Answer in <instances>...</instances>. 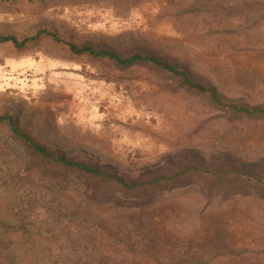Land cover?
I'll return each instance as SVG.
<instances>
[{"label": "rangeland", "instance_id": "374dc122", "mask_svg": "<svg viewBox=\"0 0 264 264\" xmlns=\"http://www.w3.org/2000/svg\"><path fill=\"white\" fill-rule=\"evenodd\" d=\"M242 1L258 0H8L0 2V35L24 39L46 27L78 44L110 45L136 33L170 60L187 61L227 99L263 104L264 19L234 8ZM6 111L19 112L38 140L132 176L168 158L211 164L223 151H264V117L231 124L161 73L76 55L50 37L23 48L0 42V114ZM240 208L207 215L199 232L251 233L242 225L250 212ZM230 220L241 225L227 230Z\"/></svg>", "mask_w": 264, "mask_h": 264}, {"label": "trees", "instance_id": "16d2710c", "mask_svg": "<svg viewBox=\"0 0 264 264\" xmlns=\"http://www.w3.org/2000/svg\"><path fill=\"white\" fill-rule=\"evenodd\" d=\"M242 2L234 8L264 19V0ZM42 37L118 68L161 73L169 87L202 97L231 124L264 117V103L227 99L187 61L170 60L136 33L110 45L78 44L43 27L24 39L0 35V42L23 48ZM18 113L0 114V264H264V151H223L211 164L168 158L132 176L38 140ZM238 206L250 212L242 225L251 233L199 232L207 215Z\"/></svg>", "mask_w": 264, "mask_h": 264}]
</instances>
